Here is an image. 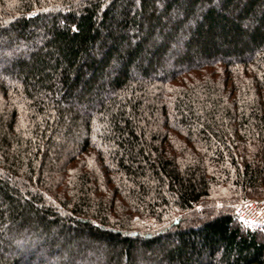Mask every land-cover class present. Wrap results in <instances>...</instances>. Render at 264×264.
<instances>
[{"label": "trees", "instance_id": "16d2710c", "mask_svg": "<svg viewBox=\"0 0 264 264\" xmlns=\"http://www.w3.org/2000/svg\"><path fill=\"white\" fill-rule=\"evenodd\" d=\"M241 198L264 0H0V264H264Z\"/></svg>", "mask_w": 264, "mask_h": 264}, {"label": "built area", "instance_id": "2783aa9c", "mask_svg": "<svg viewBox=\"0 0 264 264\" xmlns=\"http://www.w3.org/2000/svg\"><path fill=\"white\" fill-rule=\"evenodd\" d=\"M236 218L250 226H264V199L247 200L235 210Z\"/></svg>", "mask_w": 264, "mask_h": 264}, {"label": "rangeland", "instance_id": "374dc122", "mask_svg": "<svg viewBox=\"0 0 264 264\" xmlns=\"http://www.w3.org/2000/svg\"><path fill=\"white\" fill-rule=\"evenodd\" d=\"M220 195H223V193H220V191H218L217 193H215V196H220ZM253 199H255V198H248V199H246V198H241V199H239L237 202H235L234 204H232V207H233V211H235L236 210V208L241 204V203H243V202H245V201H247V200H253ZM261 237H264V233H262L261 234Z\"/></svg>", "mask_w": 264, "mask_h": 264}]
</instances>
